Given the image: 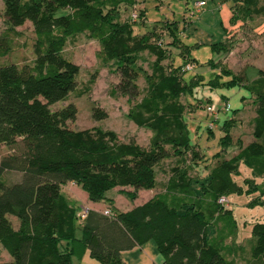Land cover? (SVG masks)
<instances>
[{
    "label": "trees",
    "instance_id": "16d2710c",
    "mask_svg": "<svg viewBox=\"0 0 264 264\" xmlns=\"http://www.w3.org/2000/svg\"><path fill=\"white\" fill-rule=\"evenodd\" d=\"M0 1L10 29L29 21L34 34L32 65L0 64V144L12 145L17 138L22 143L21 154L0 157V246L11 258L2 264H73L71 258L81 259L86 251L100 264H124L120 253L148 240L154 243L160 264H235L227 257L233 246L224 240L232 238L236 224L226 215L230 209L217 199L256 193L246 205L263 203L264 72L258 70V76L248 81L246 76L221 69L216 58L208 59L206 65L217 72L206 84L212 88H244L255 106V115L251 140L244 145L229 135L231 118H222L217 124L224 132L218 138L221 146L235 144L239 151L215 159L206 181L198 185L199 195L190 187L188 168L176 165L163 191L142 204L126 211L110 206L107 215L86 210L80 217L60 191L64 183L79 186L91 201L111 205V199L105 196L108 190L120 187V193L133 199L137 190L156 185L154 169L162 160L178 158L186 150L194 152L180 96L191 94L192 87L202 84L203 76L192 73L184 79L181 72L186 64L193 67L195 62L189 46L181 40L187 22L183 19L181 29L175 22L155 24L132 36L128 22L115 21L119 4L131 5L132 0ZM231 1L232 22L264 15V0L261 4L258 0ZM142 15L143 10H139L138 16ZM154 26H161L166 33H156ZM83 32L99 42L104 62L117 63L116 91L130 98L137 95L132 56L140 51L154 56L145 92L127 112L134 124L151 131L147 146L133 140L119 141L114 131L99 127L69 129L65 122L76 114L72 104L49 109L76 86L78 66L61 52L67 37ZM9 34L8 30L0 34V57L11 49ZM209 47L215 55L225 53L228 42H213ZM172 48L173 57L180 63L170 62L165 72L161 62L167 57L166 49ZM91 115L96 120L106 117L97 107ZM211 129L207 127L210 133ZM240 162L250 167L252 174L242 179L244 189L232 178ZM6 170L19 172L20 179L6 184L2 180ZM254 177L262 181L257 183ZM8 215L17 220L16 227ZM209 225L222 229L210 236ZM249 241L248 256L241 264H264V223L251 224Z\"/></svg>",
    "mask_w": 264,
    "mask_h": 264
},
{
    "label": "rangeland",
    "instance_id": "374dc122",
    "mask_svg": "<svg viewBox=\"0 0 264 264\" xmlns=\"http://www.w3.org/2000/svg\"><path fill=\"white\" fill-rule=\"evenodd\" d=\"M133 4H119L117 7L118 14L115 19L118 23L128 22L130 24L131 35H139L142 32L149 30L155 24L164 22H175L178 29H181L183 19L186 22L192 21L194 24L189 31V35L181 31V40L189 46L190 57L193 62V67L189 71H183L184 79H187L192 73H202L203 82L192 87L191 94L180 96V101L184 105L183 120L186 124L188 139L191 142L194 152L186 150L181 158L169 157L162 160L154 169L156 185L150 189L141 190L142 198L149 195H154L164 188L165 182L171 175V168L177 166L187 167L188 174L191 180L196 184V193H198V185L206 181L207 170L213 164L216 158L222 157L224 154L233 155L238 152V146L230 145L223 148L218 138L224 135L223 130L217 126L221 119L231 118V126L229 127V135L232 140L241 138V144L249 142L251 135V119L253 117V103L248 102V106L237 113L239 108L240 96L246 95L245 89L238 86L227 87L219 86L212 88L206 82L209 76L214 71L207 70V61L213 56L209 44L218 42L224 39L225 33L233 32L226 39L228 49L225 53L214 55L216 62L221 69L227 70L234 76L247 77L256 72L257 67L264 69V33L257 35L252 33V29L247 25L243 26L241 19L230 21L231 0H132ZM197 1H203L204 5L196 6ZM261 4L262 0H258ZM263 2V1H262ZM139 10H143V15L138 16ZM135 13L136 17L132 20L130 15ZM261 14H254L256 18ZM264 16V15H261ZM260 18V17H259ZM262 18V17H261ZM259 20L256 19L255 22ZM142 21V23H141ZM254 22V21H253ZM250 24H252L250 22ZM254 24V23H253ZM132 25V26H131ZM242 25V26H241ZM156 27V33L163 32L164 29L160 26ZM264 28V22L260 29ZM162 29V30H161ZM9 31L12 38V46L10 51L0 57V64L14 63L18 67L23 65H32L34 59L33 42L34 34L29 21H24L23 24L9 28L5 18L2 15V2L0 1V34L3 31ZM131 41V40H130ZM154 42L157 39L153 40ZM130 43V42H129ZM198 43V45H196ZM101 46L95 39L89 37L87 32L77 33L66 38L61 55L78 66L76 75V86L69 92L63 100L56 101L49 106L50 110L59 109L67 104H72L76 108V114L73 120L65 122L66 127L72 130H80L90 127H99L101 129L112 130L116 133L119 141L128 142L133 140L140 146H147L151 136V131L145 127L134 124L128 117L129 108L139 101L146 89V78L151 73V64L154 56L147 51L136 53L133 58L132 67L137 72V77L134 82L137 95L133 98L127 95H122L116 91V84L119 81L117 71V63L114 61H103L101 59ZM167 57L161 63L164 65V71L167 72L170 62L179 64L180 60L175 59L173 53L175 50L166 49ZM216 69V68H215ZM225 79H222V81ZM204 83V84H203ZM251 101V100H250ZM227 102L230 106L229 111H224V103ZM213 105L217 108L216 114L218 117L213 119V115L206 112L205 107ZM97 107L106 113V117L96 120L91 115V110ZM212 121L213 126L211 133L207 130V123ZM215 121H217L215 123ZM233 121H240L241 125L232 126ZM224 149V151H220ZM233 152L231 155L229 153ZM22 153V143L20 138H17L12 145L0 144V157L2 155H16ZM217 154V155H216ZM224 155V157H226ZM180 160L181 162L179 163ZM238 172L232 175L233 180L242 184L244 173L247 171L251 175L250 167L238 164ZM201 170V171H200ZM201 173V175L199 174ZM20 179V173L15 170H6L3 173L2 180L8 184L16 182ZM255 181V180H254ZM262 181V178H261ZM118 188L112 191L108 190L106 194L111 197H116ZM120 189V188H119ZM130 189V188H123ZM76 191L84 194L78 186L65 183L61 187L63 194H68L75 208L80 212L82 210L81 196L76 194ZM117 193V194H116ZM137 193V191H136ZM121 195V194H119ZM241 195V194H240ZM251 197V196H249ZM228 203L224 204V208L230 211L226 215L234 217L238 223L235 226V232L231 239L226 238L224 243L235 247V254L230 256L235 264L243 263L248 256L250 243L244 232L250 235V227L254 222L264 223V205L247 206V196L231 195L226 196ZM129 203L128 198L124 195L117 200V206L123 208L126 203ZM246 202V203H245ZM223 212V211H219ZM13 227H16V219L12 216H7ZM238 246L233 245L234 239L241 238ZM11 258L0 246V264L9 262ZM73 264H100L89 255H85L82 259L72 257Z\"/></svg>",
    "mask_w": 264,
    "mask_h": 264
},
{
    "label": "crops",
    "instance_id": "0c3cea01",
    "mask_svg": "<svg viewBox=\"0 0 264 264\" xmlns=\"http://www.w3.org/2000/svg\"><path fill=\"white\" fill-rule=\"evenodd\" d=\"M260 17V18H259ZM262 17V18H261ZM256 19H259V20H257L256 22H255V20ZM254 21V22H253ZM250 22L252 23V24H250ZM264 22V16H261V15H259L258 17H254V16H252L251 18H247L246 20H244L243 21V26L244 25H247V27L248 28H251L252 30V33L253 34H257V35H260L261 33H264V28H262V29H260V27H261V25H262V23ZM254 23V24H253ZM194 24H192V21H189V22H187V27L186 28H188L187 30H185V33L187 34V35H189V31H190V28L193 26ZM242 26V25H241ZM233 32H228V33H225V37H224V39L223 40H226L227 38H228V36H230L231 34H232ZM223 40H221V41H223ZM198 44V43H197ZM212 52V51H211ZM212 54H213V56L210 58V59H215V57H214V55H215V53L214 52H212ZM262 60H264V56H262ZM205 66H207V70H205V71H208L209 70V72L212 70L213 71V69L211 68V67H209V65H205ZM258 70H261V71H263L264 72V69L262 68V67H257V69H256V72L254 71V74L252 75V76H248L247 77V75H246V77H247V79H248V81H251V80H253V79H255L257 76H258ZM197 74V73H196ZM198 74H202V73H198ZM244 89V88H243ZM246 91V90H245ZM252 101V99H251V97H249V94H248V92L246 91V95H241L240 96V103H239V108H237V113H239L243 108H245L246 106H248V102H251ZM254 105H253V111H254ZM253 115V117H254V115H255V112L252 114ZM253 117H252V119H253ZM231 118H233V117H231ZM252 119H251V122H250V124L249 125H251V130H252ZM241 125V123H240V121H237V123H236V121H233V123H232V126H235V127H237L238 128V126H240ZM218 126V125H217ZM250 139H251V135H250ZM237 140H239V141H241V138H239L238 137V139ZM231 146L232 145H234V146H237V145H235V144H230ZM230 145H228V146H230ZM227 146V147H228ZM233 152H231V153H229L230 155L232 154ZM234 153H236V151L234 152ZM224 155H226V154H224ZM227 157L229 156V155H226ZM201 171V170H200ZM200 175H201V173H199ZM245 175H244V178H247V177H250L251 175H248L247 174V171H245V173H244ZM254 180H255V182H257V183H259L260 181H261V178L260 177H254ZM235 181V180H234ZM236 182V181H235ZM66 183H69V184H73L75 187L77 186V185H75L74 183H72V182H66ZM237 183V182H236ZM65 184V183H64ZM190 187L196 192V184H194L193 183V181L192 180H190ZM238 184V183H237ZM240 185V184H239ZM61 187H62V185L60 186V191H61ZM79 187V186H78ZM80 188V187H79ZM115 188H120V187H115ZM198 188V187H197ZM114 189V188H113ZM113 189H111L110 191H112ZM126 190H128V189H126ZM141 190H145V189H140V190H137V193H136V196L133 198V199H129L128 197H126L123 193H120L119 191H117V189H116V191L115 192H117V193H119V194H121V195H124L126 198H128V200H129V203H126V205L125 206H123V208L121 209V208H119L118 206H117V200H119V197L121 196V195H119V194H117V196L114 198V197H111V196H108L106 193H105V196L107 197V198H109V199H111V205H109L108 203H107V201H91V200H89L88 198H87V196H86V194L84 193V194H82V193H80L79 191H76V194L80 197L81 196V201H82V208H85L86 210H93V211H96V212H100V213H102L104 210H107V211H110V208L111 207H113V208H115V209H117V210H119V211H126V210H128V209H130V208H132L133 206H135V205H139V204H142L143 202H145V201H147L149 198H151V196L152 195H149V196H147V197H144V198H142L141 197V195H139L140 194V192H141ZM151 190V189H150ZM161 191H163V189L161 190ZM160 192V191H159ZM157 192H155L154 194H156ZM63 194V193H62ZM64 195V197L69 201V203L70 204H72V202H71V200H70V196H68V194L66 193V194H63ZM231 195H234L235 196V194H230V195H228V196H231ZM242 195H244V196H247L248 197V201H249V199L252 197V196H254V195H256V193H252V194H247V195H245V194H241V195H238V196H242ZM249 196H251V197H249ZM261 199H263V203L261 204V205H264V195L263 196H261ZM247 201V202H248ZM246 203V202H245ZM73 205V204H72ZM111 206V207H110ZM256 206V205H255ZM79 211L77 210L76 211V213H78ZM233 219H234V217H232ZM79 221V220H78ZM81 221V220H80ZM234 221H235V224H236V226H237V228H240V227H238V223H237V221L234 219ZM222 229V228H221ZM221 229L219 230V228H217V227H215V226H213V225H209L208 226V229H207V231H208V234L210 235V236H214V235H216V233H219V231H221ZM219 230V231H218ZM224 230V229H223ZM245 234H246V236L248 237V242L250 243V241H249V236H248V234L246 233V232H244ZM228 239H231L230 237H228ZM241 239H242V237L241 238H237V239H234V241H233V245L235 246H238V243H240L241 242ZM248 251H249V249H248ZM89 255L88 254V252L86 251L84 254H83V256H82V258L85 256V255ZM228 254V259H231V257L230 256H233L234 254H235V247H232L231 249H230V251L227 253ZM120 257H121V260L123 261V263L124 264H160L161 263V258H160V256L158 255V253H157V251H156V249H155V245H154V243L151 241V240H148L147 242H145L144 244H142L141 246H134V247H132L131 249H128V250H124V251H122L121 253H120ZM81 258V259H82ZM72 259V258H71Z\"/></svg>",
    "mask_w": 264,
    "mask_h": 264
},
{
    "label": "built area",
    "instance_id": "2783aa9c",
    "mask_svg": "<svg viewBox=\"0 0 264 264\" xmlns=\"http://www.w3.org/2000/svg\"><path fill=\"white\" fill-rule=\"evenodd\" d=\"M202 5H204V2H203V1H197V2H196V6L200 7V6H202ZM130 17H131L132 19H134V18L136 17V14H135V13H131ZM191 68H192V66H191L190 64H186V65L184 66V69H183V70H190ZM228 109H229V104H228L227 102H225V103H224V106H223V110L226 111V110H228ZM205 110H206L207 113L213 115V119L216 118V117H215V116H216V112H217V108H216V107H214L213 105H207V106L205 107ZM206 126H207L208 128H212V126H213L212 121L210 120V121L207 123ZM217 202L220 203V204H223V205H224V204L227 203V200H226V198H225L224 196H220V197L217 199ZM85 214H86V209H85V208H82V210H81L80 212H78V215H79L80 217H84ZM103 214L107 215V214H109V212H108L107 210H104V211H103Z\"/></svg>",
    "mask_w": 264,
    "mask_h": 264
}]
</instances>
